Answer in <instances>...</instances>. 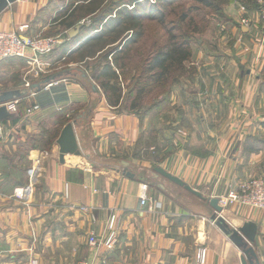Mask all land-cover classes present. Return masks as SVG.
<instances>
[{
    "label": "crops",
    "instance_id": "0c3cea01",
    "mask_svg": "<svg viewBox=\"0 0 264 264\" xmlns=\"http://www.w3.org/2000/svg\"><path fill=\"white\" fill-rule=\"evenodd\" d=\"M70 1L64 5L62 0H17L0 13V33L60 39L50 32L63 27L64 14H60ZM233 20L236 28L231 36L237 38L230 41V56L222 59L230 62V71L224 67L217 77V89L211 91L217 97L211 100L200 97L209 90L201 83L203 74L211 72H203L202 49L192 54L200 57L195 61L197 68L192 59L187 63L202 89L169 85L155 103L145 107L144 96L137 108L125 94L124 84L116 103L100 85L88 90L73 78L56 79L40 91L32 89L35 80L3 85L1 79L15 72L25 58L0 64V93L30 91L19 99L17 111H8L10 117L0 121V127L6 128L0 141V264H30L34 258L39 264L91 261L95 251L89 238L106 235L111 215L118 219V238L114 250L103 253L106 264H200L201 248L207 250L205 264H242V252L211 221L215 212L210 201L227 196L263 164L264 51L258 58L256 53L259 46L264 47V39L255 23L243 27L239 19ZM25 25L28 29L20 32ZM69 41L61 39L66 47L59 46L42 58L51 70L47 75L62 72L63 59H58L71 46ZM198 72L201 79L197 80ZM243 76L253 79L250 86L242 84ZM35 106L39 110L29 115ZM226 107H248L254 113L229 119L223 114ZM195 109L197 114L192 115ZM75 122L82 155H68L63 164L58 140L63 129ZM226 122L247 129L217 132L216 127ZM20 154L26 156L21 160ZM12 160L13 168L27 167L22 177L25 184L9 180L14 178L11 172H16L10 167ZM144 196L151 201L143 204ZM223 208L220 216L232 228L248 222L257 225L251 247L257 256L255 264H264V211L242 205Z\"/></svg>",
    "mask_w": 264,
    "mask_h": 264
},
{
    "label": "rangeland",
    "instance_id": "374dc122",
    "mask_svg": "<svg viewBox=\"0 0 264 264\" xmlns=\"http://www.w3.org/2000/svg\"><path fill=\"white\" fill-rule=\"evenodd\" d=\"M72 1H77V0H72ZM72 1H70V4L72 3ZM62 2H63L62 4L66 5L67 0H62ZM148 3L149 2H147V4L141 5L140 7L142 8L144 6L146 11L149 10L146 13V17H143L141 19V23H140L141 28L138 29L136 32H133V34H123L120 38V39H129L131 37L133 38L136 37L137 42L130 45L128 48H124V49L120 48L119 44L111 45L112 49L117 48L116 57L120 59L119 66H122L123 68V70L121 71V76L124 83L125 94L127 93L130 94L131 89H133L132 85L137 83V81H139L141 78L145 79V83L146 85H148V87L153 86L151 82H146V80H148L149 77L147 73L144 71L147 63V59L150 58L151 60L158 52V49L167 46V44L169 43L168 40L181 39L186 41V39H197L196 43L194 44V42H191L187 47V49L188 48L192 49L193 46V52L196 54L199 52L198 51L199 49H202L203 50L202 52L204 53L200 54V57L202 60H204L205 63L203 64L202 67L203 72L207 73V71L211 70L209 74H203V78L205 79L204 81L200 78V74L198 72L197 80L200 78L202 81L201 83H204V87L206 89L207 88L209 89L206 90V92L208 93L202 92L200 97H204V98L209 97L208 98L209 100H211L214 97H217L215 96V93L211 91L217 89L216 86L218 80L217 77L222 73H224L223 68L225 67L224 68L225 70H227L228 72L230 71L229 70L231 66L230 62L227 63L226 60H222V59L230 56V51L227 50L229 49L228 47L230 46V41L231 39L237 38V37L233 38L231 36L233 29L236 28V24H234L233 22L227 24L222 22L225 21L224 17L227 15L232 20L233 18L235 19L237 18L240 21H242L245 18L247 19L248 12L245 13L242 9H240V7L243 5L237 3L239 7L238 10L240 9V12L238 13V10L236 8V1H233L231 3L228 2L227 4H221L220 0H215L213 3L215 5H219L218 9L214 7H206L204 5L197 4L192 0H165L164 3H156L155 1H153L152 4H156L153 7L150 4L148 5ZM66 9L67 7L63 9V11L65 12ZM63 14L64 13L60 15L63 16ZM185 16L186 18L183 19ZM248 18L251 20L252 24L255 23V25L259 29L260 35H262L264 39L263 25L260 21L259 15L256 13V10L249 11ZM94 20L95 17H92L91 20L89 19L86 22H81L77 24L73 29L68 30L62 27L61 29H56V30L52 29L50 33L58 34L57 36H60V40L80 38L83 35H85L87 31H90L92 29L94 25L93 23ZM242 26L250 27L244 25ZM252 27L255 28V26ZM112 29L113 27H108L107 31L105 32L106 33L105 35L113 37ZM71 30L77 31L74 37L70 36ZM60 34H62V36ZM196 44L199 45L197 46ZM109 48L110 47L107 48L106 52H104L103 55L109 53ZM263 51H264V47L259 46L257 48L256 57L257 58L261 57ZM197 56L198 55H196V57L192 56V61H193L192 63H194L193 66L196 68L197 65L195 61L196 59L198 60V62L200 60V57L198 59ZM77 58H78V54L72 57H67L63 61L61 67L62 69L59 71L68 70V69L73 70L74 74L71 78H73V80H76L77 82H80L81 84H84L88 90L93 85L98 87L101 81L92 80V75H93L92 68L95 63L100 64L101 60H97L96 62H88L89 64L88 63L81 64V63H76V61H74V59L77 60ZM13 59L15 58H11L8 60H13ZM249 59H247L246 61H249ZM3 62L4 61L0 62V64ZM187 63H186L187 65L186 72L177 69L176 71H173L172 77H176L174 78V80L175 79L178 80L180 78L179 81L181 82L180 84L193 85L196 87L198 86V88L202 89L201 87L202 84H200L199 81H197L196 83L194 82L193 75L195 73L191 69L192 67L188 69L189 65ZM17 65L18 68L15 70V72L11 70L10 76L6 75L4 76V78L1 79V83L3 85L4 83L5 85L9 84V81L11 80H15L16 82H22V83H24V80H28L30 82L35 80L34 84H36L39 83L41 79L45 77V75H47V74H39L37 78L39 77L41 78L39 79L35 78L34 76H36V74L33 71V66L30 65L28 59L26 62V58L24 59V61L18 63ZM33 65L35 67L34 69L37 70L38 68L37 63H34ZM253 68L254 66L251 65L250 69ZM50 71L51 70L48 69L47 73H49ZM219 81L220 83H222L220 79ZM252 81L253 79L251 77H247L246 80L244 76L242 77L243 85L250 86L252 84ZM169 87H170L169 85L165 87H161V86H157L156 88L153 87L151 89V93L147 94L146 98L144 99V102L146 104L145 107L150 106L153 103H155L157 100H159L160 96H162L163 91L165 90L166 92L169 89ZM228 97L230 98L232 97V95L229 94ZM196 110L197 109L194 110V113L193 111H191L193 113L192 115L197 114ZM260 111L263 112L264 108L260 109ZM253 113L254 110L248 107H240L235 109H231V108L228 109L226 107L224 108L223 111V114L228 115L229 119L233 115L244 117L246 114L247 116H249L252 115ZM191 125H193L197 130L195 124H191ZM180 126L188 127V125H183V124H181ZM243 126L245 125H239V124L235 125V123L226 122L221 126H217L216 131L223 133V135L233 130L240 131V128L242 131H246L247 127L243 128ZM147 143L153 144L151 140H148ZM21 165L23 166L24 164L21 163ZM251 177L264 178V159L262 166L258 164L257 168L253 170V174L247 176L246 179H249Z\"/></svg>",
    "mask_w": 264,
    "mask_h": 264
},
{
    "label": "trees",
    "instance_id": "16d2710c",
    "mask_svg": "<svg viewBox=\"0 0 264 264\" xmlns=\"http://www.w3.org/2000/svg\"><path fill=\"white\" fill-rule=\"evenodd\" d=\"M153 1H155L156 3H164L165 0L72 1L70 6L64 12L61 25L65 29L70 30L77 24L86 22L89 19L91 20L92 17H95V20L93 21L94 25L92 29L90 31H87L86 34L82 37L69 39V42H72L71 44H69L71 46H68L65 50H63L58 60L60 61L61 59H63L64 61L67 57H72L76 54H78L77 60L74 59L76 63L85 64L88 62H96L97 60H101L100 64L95 63L93 65L92 80L101 81L100 87L102 88L103 92L108 97H110L111 100L113 99V102H118L122 98L123 92L122 85L124 83L121 76V71L123 70V68L122 66H119L120 59L116 57L117 48L112 49L111 45L119 44L120 48L124 49L137 42L136 37H131L129 39L120 38L123 34H133V32H136L141 28V19L143 17H146V13L149 10L146 11L144 6L142 8L140 7L141 5L147 4V2H149L148 5L150 4L153 7L156 5L152 4ZM192 1L206 7H214L216 9L219 8V5H215L213 3L215 0ZM233 1H236V3H240V5L245 6L249 11H253L257 8L256 0H220V3L227 4L228 2L231 3ZM227 16L224 17L225 21H223L222 23L227 24L233 22L234 24H236L234 20ZM185 18L186 16L183 19ZM108 27H113V37L105 35ZM168 41L169 43L167 44V46L158 49V52L151 60L150 58L147 59L144 71L149 77L146 82H151L153 86L148 87V85H146L145 83V79L141 78L139 81H137V83L132 85L133 89H131L130 94L127 93L129 97H132L135 108H137L138 104L142 102L144 96H147V94L151 93V89L153 87L156 88L157 86L165 87L168 85L172 86L173 84H180V78L178 80H174V78L176 77H172L173 71H176L177 69L185 72L187 71L186 63L190 62L193 54V50L191 48L187 49V47L191 42H194L195 44L197 39H186L187 42L181 39H170ZM59 46H63L64 49L66 47V43L60 44ZM59 46H57L56 49ZM108 47H110L109 53L103 55ZM73 74V71L68 69L58 74L56 73L53 75H45V77H43L41 81H44L47 78H51L52 76H56V79L62 80L64 78H71ZM164 92L165 90L163 91V93ZM25 147H28V145H25ZM25 156L26 154H20V159L22 160ZM13 164L14 160H12L10 167L11 169H15L16 172H11V174L14 173V178L10 177L9 180L11 181L16 179L18 180L17 184H25L24 178L22 177L24 171H27V167L24 166V168L20 170V167L18 166H15L13 168Z\"/></svg>",
    "mask_w": 264,
    "mask_h": 264
},
{
    "label": "built area",
    "instance_id": "2783aa9c",
    "mask_svg": "<svg viewBox=\"0 0 264 264\" xmlns=\"http://www.w3.org/2000/svg\"><path fill=\"white\" fill-rule=\"evenodd\" d=\"M257 8L256 13L259 15L260 21L264 30V0H256ZM245 13L249 11L246 7L241 6ZM241 21L242 25L250 26L251 20L248 18ZM28 25L20 27V32H25ZM56 37H23L17 32L0 33V62L6 61L11 58H26L30 64L37 63V76L39 74H47L49 64L42 60L43 57L51 54L57 46L62 42ZM30 87V84H27ZM19 100L8 103L6 106L8 111L13 113L17 111ZM39 110V106H35L28 111L31 115L34 111ZM6 128L0 127V141L5 139ZM148 196H144L142 203L146 204L149 201ZM222 207L229 205H242L249 208L264 211V178H249L241 181L235 189L229 194L220 199ZM151 201V200H150ZM153 203V202H152ZM118 219L115 215H111L108 225L107 233L104 236L93 234L89 238V246L95 251L94 257L91 261L82 262L80 264H106V259L103 253L106 251L114 250L117 242ZM197 260L200 264H205L207 260V250L204 248L199 249ZM30 264H39L38 259H32Z\"/></svg>",
    "mask_w": 264,
    "mask_h": 264
},
{
    "label": "water",
    "instance_id": "95a60500",
    "mask_svg": "<svg viewBox=\"0 0 264 264\" xmlns=\"http://www.w3.org/2000/svg\"><path fill=\"white\" fill-rule=\"evenodd\" d=\"M17 0H0V13L5 10L11 3ZM77 31L71 30L70 36L74 37ZM56 80V76L45 79L42 83L34 84L32 89L40 91L43 86L51 84ZM94 90L96 86L93 85ZM30 93L29 90H12L5 91L0 93V121H4L10 117L8 112L7 104L19 99H22ZM75 123H69L62 131L61 136L58 140V145L60 148V161L61 163L66 162V156L74 155L80 157L82 152L80 150L79 142L75 133ZM157 172L167 177L171 181L184 186L181 180L173 177L172 175L166 173L162 169H157ZM133 178L131 174L128 175ZM188 191L192 192L198 197L202 195L193 190L192 188L186 186ZM211 207L214 209V215L211 217V221L216 224V226L236 245V247L242 252L241 261L242 264H255L257 259L254 249L251 247V244L255 241L257 235V225L252 222L245 223L243 227L232 228L226 221V219L220 214L223 212L224 208L220 205V200L214 198L210 201ZM257 264H259L257 262Z\"/></svg>",
    "mask_w": 264,
    "mask_h": 264
}]
</instances>
